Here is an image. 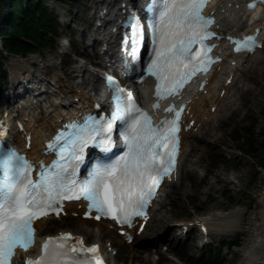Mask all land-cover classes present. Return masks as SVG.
Returning <instances> with one entry per match:
<instances>
[{"label":"snow or ice","instance_id":"snow-or-ice-1","mask_svg":"<svg viewBox=\"0 0 264 264\" xmlns=\"http://www.w3.org/2000/svg\"><path fill=\"white\" fill-rule=\"evenodd\" d=\"M255 2V0H253ZM208 0H148V26L152 49L147 72L159 83L155 95L178 94L198 70L206 72L214 45L208 44L216 32L211 30L214 17L203 11ZM131 29L126 34L125 47L131 43V55L138 58L144 34V24L135 11L125 20ZM235 39L236 50H252L253 35ZM199 45V49L194 46ZM115 108L110 115L91 114L83 121H70L58 132L49 148L58 149L52 165L42 166L38 179H33V164L14 147L0 143V264H13L16 249L27 250L35 242L34 221L49 211L59 214L65 198L85 197L89 209L112 216L121 224H131L133 217L147 216V205L156 194L163 177L170 175L178 152L179 121L182 109L173 119H163L159 125L136 102L126 88L111 77ZM154 107H159L157 102ZM120 121V135L127 151L111 163L98 162L87 177L78 175L88 145L108 151L114 144L113 128ZM90 214V213H89ZM99 219V216H97ZM91 254V255H89ZM26 264H104L98 245L85 246L83 238L73 239L72 233L49 236L42 253Z\"/></svg>","mask_w":264,"mask_h":264},{"label":"rangeland","instance_id":"rangeland-1","mask_svg":"<svg viewBox=\"0 0 264 264\" xmlns=\"http://www.w3.org/2000/svg\"><path fill=\"white\" fill-rule=\"evenodd\" d=\"M66 3V5L60 7L63 11L70 10L71 12V16L67 19L69 26L65 24L59 32L60 37L58 39L55 38V41L52 40L54 43L53 48H50V45L47 44L43 53H41L43 57L41 60L38 53L24 59L13 57L9 62H5L6 71L7 69L13 70V65L20 61L25 64V70H33L34 62L41 63L44 61L47 64V68H44L43 71L45 70V73L49 74L51 82H53L51 79L53 73L49 66L56 65L57 73L63 71L61 61L65 55V50L72 51L69 47L65 50L62 48L63 43L66 46L68 45L65 36L70 32L72 33L71 28H79L78 33H82L83 30L91 31L93 29L91 22L94 15L92 9L89 8L94 6V0H66ZM72 6H74L73 9L71 8ZM56 12L59 11L53 9V13L57 16ZM87 17H90V24L88 23L89 20L85 22ZM75 19H77V22L74 21ZM78 39H81V36H78ZM82 46L83 43H80L79 47ZM70 62H73V60L67 61V63ZM76 65L77 63L75 62L71 66H66L65 72H71V75H73L74 72L71 69ZM20 70L21 68H19ZM241 81L240 86L244 88L255 85L253 82L243 83L244 78ZM70 83L72 82L69 81ZM8 87H10L9 84H5L4 90H8ZM261 87L263 90L261 94L251 96L252 100L248 104V108L251 109L250 116L243 117L241 114H237L224 129L217 133L216 143L202 145L195 152L196 155L200 156V164L198 166L185 162V168L196 169L199 177H203V174L207 173L206 181L199 183L198 190L194 191L189 197L178 199L179 206L170 223L162 224L163 228L161 229L153 221L149 225L148 231L137 243L132 245H126L120 239L115 241L119 248L117 254L119 264H180L177 261L179 259L185 262L191 260L196 264L202 252L196 248L197 242L192 243L190 249H187L184 240L179 243L180 245L178 240H172L170 236L172 231L174 229L177 231L179 229L178 223L191 220L195 214H207L217 210L229 209L239 204L246 210L237 228V230H241L238 233L243 234L241 243L244 241V238L248 235V218L255 212L260 192L264 189V82H262ZM213 123L217 124V120H214ZM245 152L250 154L252 158L248 157ZM234 164H239L240 168L236 170L233 167ZM217 174H223L230 182L225 184V186L215 182L214 176ZM185 178H183V182L189 185V180ZM208 182L211 183L207 184ZM212 185L214 189L209 190ZM81 223L82 221L77 218L76 220L66 219L63 222H50L46 226L44 233H54L59 228L67 227L77 229ZM57 225L58 228H56ZM88 227H93V232L98 235H102L106 231L100 230L95 224H91V227L88 224ZM169 228L170 232L168 233L167 230ZM164 234L167 236L163 240L161 239L157 243L154 242L155 239ZM234 235L232 234L229 237ZM94 237V235L89 237V242H92ZM217 239L218 237H213V240ZM225 251L214 264H239L241 256L237 251V247L228 253ZM154 252L159 255V262L156 261L157 256H153ZM164 257L165 260L163 261Z\"/></svg>","mask_w":264,"mask_h":264},{"label":"bare ground","instance_id":"bare-ground-1","mask_svg":"<svg viewBox=\"0 0 264 264\" xmlns=\"http://www.w3.org/2000/svg\"><path fill=\"white\" fill-rule=\"evenodd\" d=\"M108 1L114 0H105L104 5ZM224 3V0H220L218 4L219 8H213V10L217 12L216 16L219 19L222 30L236 33L243 31L242 28L245 27L244 24L249 19H247V17L244 18L245 14L240 9L235 8L239 0L226 1L225 5H223ZM229 3L232 4L231 7ZM257 27L260 28L261 31H263L262 34H264V19L258 22ZM262 54H264V48L250 56L242 55V60L238 61L237 67H231L230 63L236 61V57H231L229 61L223 63V66L221 65V68L216 70L210 78L209 85L206 89L207 94L195 95L194 101L190 105V115L196 120V125L191 131L184 133V150L181 157L182 160L184 158V162L198 165L200 163L199 156L196 154L192 155V152H196L202 145L216 143L217 133L221 129H224L237 114H241L243 117L250 116L251 109L248 108V104L252 100L251 96L259 95L263 91L261 85L262 82H264V56ZM229 55L230 54L226 55V59H228ZM243 62H245L246 65L245 67L242 66L240 69L239 64ZM15 66L21 67L22 70L25 68V64L21 61L16 63ZM49 69L54 74V77L51 79L55 80V82L54 84L53 82L43 83L41 86L43 89L47 88V92L41 95L40 99H35V97L30 99L33 110L32 116H30V118L27 116V122L24 123L27 134L30 135L31 140H33L31 153L38 152L42 141L46 137L53 135L55 127L60 126L63 122L64 113H66L74 103L81 106L86 103L89 97L87 92L74 90L66 80L61 79L56 73L57 66L52 65ZM245 70L249 71V73L244 75L245 83L253 82L255 85L243 91L238 85V80L241 77L240 74ZM18 74L19 73H16L13 78H18ZM230 75H233V84L226 86V80ZM51 88L60 90V94L54 97L55 95H52L53 90ZM223 89H225L226 92L225 95L221 97ZM228 110H231V117L221 118ZM18 112L22 114V117H26L24 115L26 114L24 113L25 111L19 110ZM34 116L40 117L39 120L36 121L34 119L36 122H33ZM214 119L219 120L217 124L212 122ZM14 134L17 138L20 137L16 132H14ZM21 146H24L23 141L21 142ZM189 156H191V158H189ZM195 171L196 170L191 171L186 169L184 172L186 177L190 176L192 181L191 186L179 183V175L177 180L173 182L168 181L166 185L162 187L158 201L154 203L155 210L158 212L156 218L154 217V222H156L157 226L161 227V229L163 228L162 224L170 223V220L174 217L176 209L179 206L178 199L189 197L194 191L198 190L199 180L194 182V180L196 181V179H198ZM214 179L215 182L223 186L230 182L223 174L215 175ZM209 183L211 182L207 184ZM213 189V185L210 186L209 190ZM67 208L69 214L79 212L76 204H68ZM255 208V212L248 218V235L244 238L241 245L237 247V251L241 256L239 264H264V189L260 192ZM241 214L242 210L239 208L213 211L207 215L195 218L193 223H196L200 227L206 226L210 231L217 234H224L237 230ZM50 221L51 219H43L37 223L36 226L39 234H43L44 228ZM87 223L88 222L82 221L77 229L70 230V228H68L66 231L83 235L85 238L94 235L93 242H98L100 240V235L94 233L93 230L88 227ZM185 226L189 227V223H184L183 228ZM99 228L103 229V226L100 224ZM166 236L167 235L164 234L158 237V239H155V241H159V238L163 240Z\"/></svg>","mask_w":264,"mask_h":264},{"label":"trees","instance_id":"trees-1","mask_svg":"<svg viewBox=\"0 0 264 264\" xmlns=\"http://www.w3.org/2000/svg\"><path fill=\"white\" fill-rule=\"evenodd\" d=\"M9 8L13 14L7 18ZM0 24L9 29L2 35L4 50L25 55L42 51L48 35L53 33L55 20L43 0H0ZM1 65L0 59V71Z\"/></svg>","mask_w":264,"mask_h":264}]
</instances>
